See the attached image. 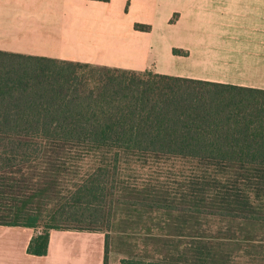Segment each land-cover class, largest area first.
Wrapping results in <instances>:
<instances>
[{"label":"trees","instance_id":"trees-1","mask_svg":"<svg viewBox=\"0 0 264 264\" xmlns=\"http://www.w3.org/2000/svg\"><path fill=\"white\" fill-rule=\"evenodd\" d=\"M128 159L185 166L140 184ZM0 225L33 229L35 256L102 233L109 264L114 231L121 264H264V90L0 51Z\"/></svg>","mask_w":264,"mask_h":264},{"label":"crops","instance_id":"crops-1","mask_svg":"<svg viewBox=\"0 0 264 264\" xmlns=\"http://www.w3.org/2000/svg\"><path fill=\"white\" fill-rule=\"evenodd\" d=\"M36 2L0 0V51L75 62L76 58L56 59L53 54L38 51L40 41L58 32H42ZM54 7L74 13L68 5ZM46 8L49 6L42 9ZM10 11L19 12L18 18L14 15L18 26L12 32L1 25ZM175 13L178 27L189 24H184L182 40L186 34L190 38L177 47V58L184 62L177 77L264 90V0H178ZM70 29L74 31L75 26ZM8 35L14 43L4 40ZM201 56L205 65L200 67L208 69L207 77L200 74L201 69L195 71L185 65ZM148 69L168 75L164 70ZM34 234L30 228L0 225V264H104L105 236L100 233L53 230L46 256L27 252Z\"/></svg>","mask_w":264,"mask_h":264},{"label":"rangeland","instance_id":"rangeland-1","mask_svg":"<svg viewBox=\"0 0 264 264\" xmlns=\"http://www.w3.org/2000/svg\"><path fill=\"white\" fill-rule=\"evenodd\" d=\"M35 1L40 8L38 22L42 25V32H58L54 37L39 42L41 46L38 51L53 54V58L59 59L65 56L76 58L75 62L137 72L149 70L148 68L164 70L171 76L179 74L178 71L184 64L179 62L177 54L173 52L179 47L181 41L190 39L186 34L185 39L182 40L184 24H189L186 22L178 27V14L175 13L178 0H109L106 2L87 0L90 3L86 0ZM55 5L56 7L68 5L73 8L74 13L56 10ZM45 6L49 8L42 9ZM8 13L10 14L1 20V25L12 32L18 26L14 15L16 14L18 18L19 12ZM46 13L50 15L48 18ZM136 24L150 25L152 30L150 33L137 31ZM83 25L85 28L82 27ZM71 26H75L74 31L70 29ZM4 40L9 44L14 43L10 35ZM204 60L203 56L197 57L191 63L193 66L190 62H186L185 65L188 69L195 71L201 69L200 74L207 77L208 69L200 67L205 65ZM196 61L198 65L194 63ZM103 159L104 157L101 156L85 158L78 164L76 176H68L69 186H74L99 161L105 162ZM184 166L185 164L180 161H171L168 167L164 166L163 175H160L152 174L150 171L145 172L142 170L144 167L136 160L128 159L122 162L123 176L140 184L149 180H164L167 183L173 180V177H177V171ZM160 168L161 166L159 171ZM168 169L169 172H167ZM166 176L169 178L166 179ZM110 241L109 264H121V261L126 258L124 252L129 250V242L124 236L118 237L114 231L111 232Z\"/></svg>","mask_w":264,"mask_h":264}]
</instances>
